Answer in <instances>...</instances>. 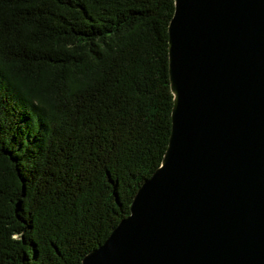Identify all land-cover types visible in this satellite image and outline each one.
I'll list each match as a JSON object with an SVG mask.
<instances>
[{
	"label": "trees",
	"instance_id": "trees-1",
	"mask_svg": "<svg viewBox=\"0 0 264 264\" xmlns=\"http://www.w3.org/2000/svg\"><path fill=\"white\" fill-rule=\"evenodd\" d=\"M173 0H0V264H82L171 129Z\"/></svg>",
	"mask_w": 264,
	"mask_h": 264
},
{
	"label": "water",
	"instance_id": "water-1",
	"mask_svg": "<svg viewBox=\"0 0 264 264\" xmlns=\"http://www.w3.org/2000/svg\"><path fill=\"white\" fill-rule=\"evenodd\" d=\"M171 129L82 264H264V0H173Z\"/></svg>",
	"mask_w": 264,
	"mask_h": 264
}]
</instances>
